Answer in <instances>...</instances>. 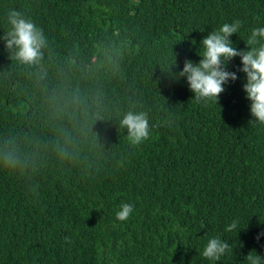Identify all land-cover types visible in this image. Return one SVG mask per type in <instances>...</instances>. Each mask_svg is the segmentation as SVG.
Instances as JSON below:
<instances>
[{"label":"trees","instance_id":"trees-1","mask_svg":"<svg viewBox=\"0 0 264 264\" xmlns=\"http://www.w3.org/2000/svg\"><path fill=\"white\" fill-rule=\"evenodd\" d=\"M12 9L43 30L38 64L5 47ZM235 20L246 51L264 0H0V264H214L215 236L234 251L217 264L264 257V124L250 123L240 58L221 109L174 78ZM128 111L147 114L141 146L120 127Z\"/></svg>","mask_w":264,"mask_h":264},{"label":"clouds","instance_id":"clouds-1","mask_svg":"<svg viewBox=\"0 0 264 264\" xmlns=\"http://www.w3.org/2000/svg\"><path fill=\"white\" fill-rule=\"evenodd\" d=\"M7 20L11 27L3 37L6 49L13 51L15 59L22 64H38L47 45L43 30L15 9L9 10ZM241 27L242 22L235 20L211 31L200 42L199 54L197 53L201 57L199 62L186 59L183 70L174 78H186L189 90L194 94L193 99L198 103H214L220 107L219 99L226 90L225 85L238 79L236 72L228 70V64L239 57L242 67L238 71L246 75L243 90L250 101V114L253 118L250 123L264 124V27L251 30L247 40H244L248 49L246 51L238 50L230 39L233 34L240 32ZM174 66H177L176 63ZM120 127L127 130V139L133 146H141L151 136L145 112L128 111L120 121ZM7 163H15L11 153L7 157ZM133 211V204H121L120 210L116 212V220L128 221ZM201 228H205V225L202 224ZM242 228L240 221L234 219L226 226L225 231L238 235ZM262 235L264 231L257 235V242ZM64 239L66 243H71L69 237ZM227 254L234 255L233 247L219 236L209 238L202 251V256L214 264L222 261ZM244 264H264V257L252 250L245 257Z\"/></svg>","mask_w":264,"mask_h":264}]
</instances>
